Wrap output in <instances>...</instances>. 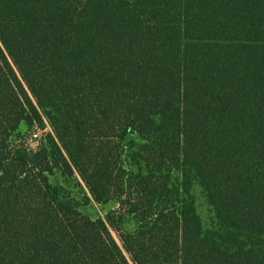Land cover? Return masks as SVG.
I'll return each instance as SVG.
<instances>
[{
	"label": "trees",
	"instance_id": "16d2710c",
	"mask_svg": "<svg viewBox=\"0 0 264 264\" xmlns=\"http://www.w3.org/2000/svg\"><path fill=\"white\" fill-rule=\"evenodd\" d=\"M0 264H264V0H0Z\"/></svg>",
	"mask_w": 264,
	"mask_h": 264
},
{
	"label": "rangeland",
	"instance_id": "374dc122",
	"mask_svg": "<svg viewBox=\"0 0 264 264\" xmlns=\"http://www.w3.org/2000/svg\"><path fill=\"white\" fill-rule=\"evenodd\" d=\"M22 131L24 135L21 141L28 148L35 147L36 141L32 137V134L34 131L33 130H22ZM49 132H50V129L47 127L46 130L40 134V136L43 135L44 137V135L48 134ZM73 180L79 182L83 190L84 191L86 190L83 184L79 181V179L76 176H74ZM52 182L62 183L67 189L72 191L73 195L77 196V191L74 189L73 181H71V179L61 178L57 176L56 178L52 179ZM197 208H198L199 215L202 218L204 225H207L209 223L210 213L208 211V208L205 204L203 197L198 192H197ZM114 209H116L114 205L99 206L95 202L91 201L87 206L81 207L80 211L82 214L88 216L91 219H97L99 217L103 218L107 212L113 211Z\"/></svg>",
	"mask_w": 264,
	"mask_h": 264
},
{
	"label": "built area",
	"instance_id": "2783aa9c",
	"mask_svg": "<svg viewBox=\"0 0 264 264\" xmlns=\"http://www.w3.org/2000/svg\"><path fill=\"white\" fill-rule=\"evenodd\" d=\"M48 127V126H47ZM49 128V127H48ZM46 130V129H45ZM44 130V131H45ZM33 134H32V137H33V139H35V141H36V146L35 147H32L31 149L32 150H37L39 147H40V145H41V143H42V141H43V135L42 136H40V134L41 133H43L44 131H39V130H37L36 128H34L33 129Z\"/></svg>",
	"mask_w": 264,
	"mask_h": 264
}]
</instances>
